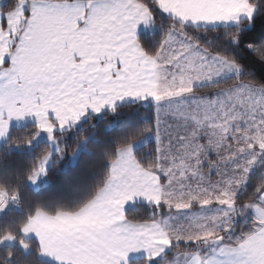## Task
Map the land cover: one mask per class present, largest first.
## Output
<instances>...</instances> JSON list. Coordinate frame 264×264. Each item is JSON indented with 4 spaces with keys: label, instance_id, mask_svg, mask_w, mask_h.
<instances>
[{
    "label": "snow or ice",
    "instance_id": "snow-or-ice-1",
    "mask_svg": "<svg viewBox=\"0 0 264 264\" xmlns=\"http://www.w3.org/2000/svg\"><path fill=\"white\" fill-rule=\"evenodd\" d=\"M261 9L264 0H0V138L30 117L23 143L46 133L62 158L61 137L82 117L126 99L155 105L152 124L106 153L102 180L76 206L37 203L0 246L34 247L54 264H132L136 253L142 264H264V179L247 191L264 164V76L198 35L223 28L264 67ZM160 13L169 23L150 49L138 28ZM146 135L155 144L145 161L134 145ZM52 155L44 150L30 182L48 174ZM19 198L0 188V212ZM138 200L152 211L129 214ZM210 206L218 211L204 214Z\"/></svg>",
    "mask_w": 264,
    "mask_h": 264
},
{
    "label": "trees",
    "instance_id": "trees-1",
    "mask_svg": "<svg viewBox=\"0 0 264 264\" xmlns=\"http://www.w3.org/2000/svg\"><path fill=\"white\" fill-rule=\"evenodd\" d=\"M7 2V0H3ZM169 19L166 15L158 14V23L139 36L141 43L150 49L158 46L163 30L167 27ZM264 25V9L257 13L256 26ZM224 29L213 31L208 28L206 32L199 33L202 42L210 43L232 54L236 59L250 68L256 75L264 76V67L256 63L243 44H233L225 41ZM248 38V32L242 35L241 41ZM154 103L149 101L132 102L117 106V111H103L100 114H90L81 124L72 127L61 137V143L66 145L68 151L60 158L54 154V162L48 168L47 183L41 182L38 188L31 186L27 179L31 168L37 163L45 149L51 150L47 140L33 141L29 146L23 143L35 130L34 123L21 127H13L0 146V188L6 187L11 193L18 189L19 201L16 205L10 204L6 212L0 215V234L10 230L17 234L22 224L27 220L37 203L49 210H55L57 206H76L95 184L103 178L104 169L107 166L106 153L114 150L117 142L135 136L145 125H151L154 119ZM58 136L61 134L58 132ZM151 135L142 137L139 142L145 141L135 149V152L145 161L151 159L154 138ZM14 141H19L17 144ZM81 146L75 162H71L73 148ZM87 165V166H86ZM79 173V179L74 183H68L69 174ZM264 179V173L257 171L250 178L247 191H251L255 183ZM129 214H148L152 207L148 203H137L127 209ZM251 216L240 218L236 223V229L247 227ZM34 243V242H33ZM13 253L12 259H7V253ZM144 259V258H143ZM143 259L132 260V264H142ZM0 264H54V262L37 257L35 248L25 252L19 243L0 246Z\"/></svg>",
    "mask_w": 264,
    "mask_h": 264
},
{
    "label": "crops",
    "instance_id": "crops-1",
    "mask_svg": "<svg viewBox=\"0 0 264 264\" xmlns=\"http://www.w3.org/2000/svg\"><path fill=\"white\" fill-rule=\"evenodd\" d=\"M151 28H152V26H148V27H146V26H144V25L139 26V28H138V32H137L138 39H139V36H140L142 33L149 31ZM132 102H141V101H133V100L126 99L124 102L119 103L117 106L122 105V104H126V103H132ZM106 110H108V109H105V110H103V111H106ZM103 111H102V112H103ZM102 112H101V113H102ZM90 114H94V113H90ZM90 114H89V115H90ZM99 114H100V113H99ZM89 115H88V116H89ZM88 116H86V117H82V118H81V121L78 122V123H77L76 125H74V126H77V125L83 123V122L88 118ZM29 123H34V120H33L32 118H30V117H29V118H25V119H23V120H19V121H17V120L14 119V120L11 121L10 129L13 128V127H21V126H24V125L29 124ZM74 126H73V127H74ZM10 129H9V131H10ZM5 138H6V137L0 138V146L2 145L3 141L5 140ZM152 138H154V137H152ZM143 142H144V141H141V142L135 144V145H134V151H135V148H136L137 146L141 145ZM140 202L147 203V202H145V201H143V200H138V201H136L134 204H137V203H140ZM11 203H13V205H16V202H10V204H11ZM10 204L8 205V208H9ZM134 204L130 203V204L127 206V209H128L129 207H131V206H134ZM8 208H7V209H8ZM210 208H211V211H212V212L218 211V209L216 208V206H210ZM127 209H126V210H127ZM3 213H4V212H0V215H2ZM249 215L251 216V213H249L246 217H239V218H237V221H238V219H240V218H247ZM181 219H182V218H181ZM143 258H144V257H143V254H142V253H136V254H133V255H132V257H131V261H132V260H135V259H143ZM42 259L48 260L47 258H42ZM49 261H50V260H49ZM52 262H53V261H52Z\"/></svg>",
    "mask_w": 264,
    "mask_h": 264
},
{
    "label": "rangeland",
    "instance_id": "rangeland-1",
    "mask_svg": "<svg viewBox=\"0 0 264 264\" xmlns=\"http://www.w3.org/2000/svg\"><path fill=\"white\" fill-rule=\"evenodd\" d=\"M43 139H44V140H47V141L50 143V145H51V150H53V155H52V158H51V160H50V162H49V165H48V168H49V167L52 165V163L55 161V160H54V154H55L54 146H53L52 143L49 141V139H48L46 133H41V134H40V135H39L34 141H35V142H38V141L43 140ZM142 140L145 141V139H142ZM137 143H139V141H137L135 144H137ZM139 146H140V145H139ZM137 148H138V146H137L135 149H137ZM80 149H81V146H79V147L77 148L76 158H77V156H78V154H79ZM60 158H61V157H60ZM76 158L73 159V154H72V155H71V162H72V163L75 162ZM257 171H259V172H261V173H262V171H263V173H264V164H258V165L256 166V168L252 171V173H251V175H250V178H251V176H252L253 174H255ZM29 182H30V181H29ZM41 182H43V183H47V182H48L47 175H41V176L37 179V181H36L35 183L30 182V184H31L32 187H34V188H38V187L40 186ZM249 183H250V180H249ZM249 183H248V185H249ZM248 185H247V187H248ZM135 205H136V204H134V206H135ZM202 212H203L204 214H212V213H214V212L211 211V208H210V207H208V208H206V209H203ZM187 215H188V213L185 212L184 216H187ZM184 216H182L181 218L183 219ZM236 223H237V222H236ZM12 244H15V243H12Z\"/></svg>",
    "mask_w": 264,
    "mask_h": 264
}]
</instances>
